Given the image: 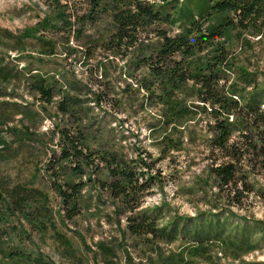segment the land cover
Segmentation results:
<instances>
[{
  "label": "rangeland",
  "instance_id": "rangeland-1",
  "mask_svg": "<svg viewBox=\"0 0 264 264\" xmlns=\"http://www.w3.org/2000/svg\"><path fill=\"white\" fill-rule=\"evenodd\" d=\"M170 2L159 10L175 21L158 27L173 36L190 25L175 9L185 0ZM208 3L190 6L202 13ZM88 11V0H0V59L20 72L0 82V264H264V169L244 167L254 191L242 207L231 204L210 170L213 117L187 89L163 101L142 63L161 38L150 29L127 49H109L110 13L90 20ZM222 19L195 17L204 27ZM255 30H228L221 42L242 104L254 97L264 109V28ZM207 54L187 61L195 67ZM29 74L55 85L53 102L26 82ZM67 98L77 99L72 114L58 109ZM177 101L187 110L180 118ZM61 129L79 142L78 157L62 158L69 143ZM108 152L150 180L129 205L104 188ZM142 212L155 231L137 236L128 217Z\"/></svg>",
  "mask_w": 264,
  "mask_h": 264
},
{
  "label": "trees",
  "instance_id": "trees-1",
  "mask_svg": "<svg viewBox=\"0 0 264 264\" xmlns=\"http://www.w3.org/2000/svg\"><path fill=\"white\" fill-rule=\"evenodd\" d=\"M170 1L174 0H88L89 11L84 18L95 20L99 11L110 13L115 30L105 46L115 51L130 47L142 32L152 29L157 33L161 38L160 48L156 56L144 57L142 63L159 79L157 85L163 90L160 95L165 94L161 97L163 101L176 97V91L187 89L192 97L202 103V110L213 117L214 124L210 127L214 132L211 137L213 157L210 170L219 187L223 189L225 198L231 204L242 207L244 199L254 191L247 174L243 173L244 167L252 173L258 166L264 169V109L255 102L254 97H250L251 102L248 104H242L241 88L237 82H229L228 72L235 68L234 58L221 42V38L225 37L228 30L235 28L244 33L256 29L253 33L262 36L264 0H209L208 11L202 13L198 7V12L195 13L190 6L192 0H185L184 4L175 9L179 10L181 19L187 18L190 26L185 32L173 36L158 27L161 23L175 21L172 14L163 16L162 10H159L160 5ZM214 13L223 16L217 25L209 24L204 27L195 20L198 16L207 20ZM47 20L48 18L42 22ZM193 32L195 34L191 36ZM209 47H212V52ZM205 49L208 53L206 60L192 67L187 58L193 56L196 50ZM177 54L181 57L177 58ZM18 74V69L10 67L0 59V82L19 79ZM28 77L31 79L28 80ZM26 82L44 102L54 101V84H47L45 78L38 74H29ZM179 103L177 101L175 108L173 107V114L180 118L187 110L178 108ZM76 104V98L63 99L58 109L65 114H72ZM236 131L238 134L235 136ZM61 133L69 143L68 148L63 149L62 158L72 155L78 157L82 153L77 146L79 142L71 140L64 129H61ZM103 160L112 179L104 181V188L125 205L131 204L136 195L150 185L149 179L140 182L128 161L120 158L118 154L108 152ZM63 195L66 193L63 192ZM137 206H131V211ZM150 219L151 215L147 212L129 216L130 232L137 236L154 232L155 227Z\"/></svg>",
  "mask_w": 264,
  "mask_h": 264
}]
</instances>
